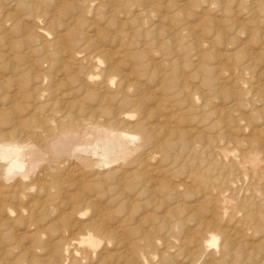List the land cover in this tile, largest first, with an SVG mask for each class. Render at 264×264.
Returning a JSON list of instances; mask_svg holds the SVG:
<instances>
[{"label":"bare ground","instance_id":"bare-ground-1","mask_svg":"<svg viewBox=\"0 0 264 264\" xmlns=\"http://www.w3.org/2000/svg\"><path fill=\"white\" fill-rule=\"evenodd\" d=\"M71 39L39 35L22 53H0V232L55 251L58 264L77 248L127 249L133 232L201 226L211 185L206 70L179 78L167 58L164 69L134 46ZM232 157L264 183L258 152ZM218 228L207 248L224 235ZM35 253L27 259H44Z\"/></svg>","mask_w":264,"mask_h":264},{"label":"rangeland","instance_id":"rangeland-1","mask_svg":"<svg viewBox=\"0 0 264 264\" xmlns=\"http://www.w3.org/2000/svg\"><path fill=\"white\" fill-rule=\"evenodd\" d=\"M39 35L118 41L116 45L134 46L137 54L149 59L156 56L164 69L169 62L173 71H179V78L203 69L207 79L204 89L211 185L204 214L207 223L203 219L206 225L191 223L189 231L160 226L133 232L128 236L127 249L101 244L88 250L73 249L77 255L74 262L59 260L61 253L55 261L264 264V183L246 175L232 157L258 152L264 159V0H0V53H22V47ZM196 78L193 75L189 79L191 84H199L198 74ZM194 100L197 107L198 96ZM196 107L190 111L195 124L200 116ZM218 147L225 149L228 157L216 156ZM191 192L194 195L190 193L188 201L195 204L197 194ZM163 217L160 214L159 220ZM216 227L223 229L224 235H216L217 246L207 248L206 241ZM5 233L0 232V264H53L49 256L55 251L16 243L11 233ZM35 252L44 259H27ZM78 256L81 260L76 261Z\"/></svg>","mask_w":264,"mask_h":264}]
</instances>
